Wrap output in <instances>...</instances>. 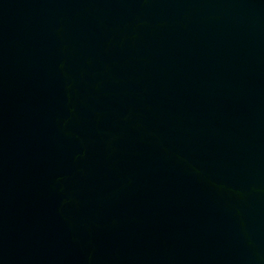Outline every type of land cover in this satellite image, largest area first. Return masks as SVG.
<instances>
[{
  "label": "water",
  "instance_id": "1",
  "mask_svg": "<svg viewBox=\"0 0 264 264\" xmlns=\"http://www.w3.org/2000/svg\"><path fill=\"white\" fill-rule=\"evenodd\" d=\"M0 264H264V0H0Z\"/></svg>",
  "mask_w": 264,
  "mask_h": 264
}]
</instances>
